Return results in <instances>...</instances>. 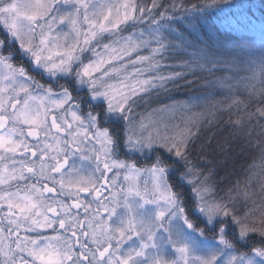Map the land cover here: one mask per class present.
<instances>
[{"label": "snow or ice", "instance_id": "1", "mask_svg": "<svg viewBox=\"0 0 264 264\" xmlns=\"http://www.w3.org/2000/svg\"><path fill=\"white\" fill-rule=\"evenodd\" d=\"M0 264H264V0H0Z\"/></svg>", "mask_w": 264, "mask_h": 264}, {"label": "trees", "instance_id": "2", "mask_svg": "<svg viewBox=\"0 0 264 264\" xmlns=\"http://www.w3.org/2000/svg\"><path fill=\"white\" fill-rule=\"evenodd\" d=\"M191 94H195V93L189 89H181V91L179 93H177V95H180V96H187V95H191ZM241 147L242 146L239 144L235 145V150H234L233 156L236 158L238 165L243 164V165L247 166V164L252 162L253 156H255L257 154L255 152H252L249 149H245V152L247 154L241 155ZM257 163H259V161H257ZM221 171H223V169H221Z\"/></svg>", "mask_w": 264, "mask_h": 264}]
</instances>
